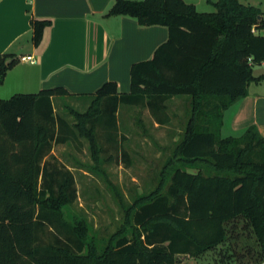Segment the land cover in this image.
<instances>
[{"label":"trees","instance_id":"trees-1","mask_svg":"<svg viewBox=\"0 0 264 264\" xmlns=\"http://www.w3.org/2000/svg\"><path fill=\"white\" fill-rule=\"evenodd\" d=\"M248 1L217 0L202 12L184 0H116L109 14L166 26L168 39L132 64L129 92L107 81L83 95L92 102L74 129L55 111L56 97L77 96L65 87L0 98V264H178L224 243L225 224L239 217L256 235L259 261L264 137L253 127L222 136L224 111L264 78L254 74L264 62V12ZM51 24L32 20L36 46ZM17 62L0 55V84ZM177 96L189 100L188 119L157 186L123 205L121 222L105 235L70 218L74 175L46 159L54 143L68 141L65 129L86 137L97 160L96 129L114 140L121 105L149 108L164 124L166 102Z\"/></svg>","mask_w":264,"mask_h":264},{"label":"crops","instance_id":"crops-1","mask_svg":"<svg viewBox=\"0 0 264 264\" xmlns=\"http://www.w3.org/2000/svg\"><path fill=\"white\" fill-rule=\"evenodd\" d=\"M115 1L0 0V55L18 59L0 84V97L57 86L81 97L107 81H116L120 92H129L132 64L150 59L168 39V28L141 26L134 17L109 14ZM184 1L203 12L215 8L217 0ZM248 2L264 12V0ZM33 19L52 20L38 46L33 42ZM23 56L35 61L21 60ZM254 74L264 77V62ZM155 124L160 125L157 120ZM249 127L264 137V78L250 83L246 95L224 111L222 130L227 128L229 136H239ZM199 257L187 255L178 264H199Z\"/></svg>","mask_w":264,"mask_h":264},{"label":"rangeland","instance_id":"rangeland-1","mask_svg":"<svg viewBox=\"0 0 264 264\" xmlns=\"http://www.w3.org/2000/svg\"><path fill=\"white\" fill-rule=\"evenodd\" d=\"M205 10L211 12L215 8ZM188 101L185 96L169 99L163 114L166 122L159 126L146 107L121 105L114 140H108L101 126L96 129L97 160L86 137L77 130L69 133L65 129L63 134L68 135V141L54 143L46 159L74 175L77 198L68 207L67 215L86 218L99 235L114 231L123 217V205L131 204L139 194L148 193L159 183L176 139L183 135ZM91 102L92 97L65 96L56 97L54 106L56 114L74 129L76 114L86 112ZM222 136H229L227 128L222 130ZM225 227L224 243L201 255L199 264H254L261 249L251 225L239 217Z\"/></svg>","mask_w":264,"mask_h":264},{"label":"built area","instance_id":"built-area-1","mask_svg":"<svg viewBox=\"0 0 264 264\" xmlns=\"http://www.w3.org/2000/svg\"><path fill=\"white\" fill-rule=\"evenodd\" d=\"M21 60L35 61L32 56H23V57H21ZM255 264H264V248L262 250V254H261V257H260L259 261L257 263H255Z\"/></svg>","mask_w":264,"mask_h":264}]
</instances>
